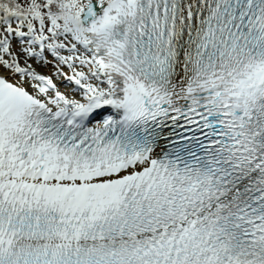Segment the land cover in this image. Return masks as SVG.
<instances>
[{"label": "snow or ice", "instance_id": "1", "mask_svg": "<svg viewBox=\"0 0 264 264\" xmlns=\"http://www.w3.org/2000/svg\"><path fill=\"white\" fill-rule=\"evenodd\" d=\"M0 264H264V0H0Z\"/></svg>", "mask_w": 264, "mask_h": 264}]
</instances>
